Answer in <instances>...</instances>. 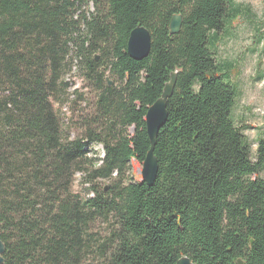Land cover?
I'll use <instances>...</instances> for the list:
<instances>
[{"label":"trees","instance_id":"16d2710c","mask_svg":"<svg viewBox=\"0 0 264 264\" xmlns=\"http://www.w3.org/2000/svg\"><path fill=\"white\" fill-rule=\"evenodd\" d=\"M243 9L234 0H0V264H88L93 253L104 264H176L182 256L264 264V133L253 157L233 117L234 65L219 64L214 50ZM176 13L182 29L171 34ZM138 25L153 39L141 60L128 52ZM173 71L156 181L124 177L146 159V114ZM73 72L99 95L82 133L69 139L55 103L78 79L70 81ZM90 144L104 146L102 164L89 157ZM86 167L87 182L119 179L83 197L73 186ZM97 221L106 234L93 229Z\"/></svg>","mask_w":264,"mask_h":264},{"label":"rangeland","instance_id":"374dc122","mask_svg":"<svg viewBox=\"0 0 264 264\" xmlns=\"http://www.w3.org/2000/svg\"><path fill=\"white\" fill-rule=\"evenodd\" d=\"M234 1L244 8L243 12L219 33L214 50L219 64L227 67L234 65L231 73L238 96L233 117L239 126L244 127L243 131L251 143L255 157L259 140L264 133V0ZM89 9L98 11L95 4H90ZM94 55L98 60L102 57L106 58L101 51H97ZM105 77H111L114 84H118L116 77L109 70L105 72ZM70 78L75 82L71 85L68 96H65V101L62 104L55 103V109L62 119L65 136L73 139L82 133L83 119L94 113L99 91L93 85L94 82L83 75L76 76L73 72ZM76 88L83 93L82 99L72 97ZM129 130L134 132V127H130ZM87 150L89 157L95 158L98 165L102 164L106 155L102 144H90ZM92 168L86 167L84 172L78 171L75 176L73 190L83 197L102 191L109 192L110 186L119 179L115 173L110 179L98 177L87 182L86 173L91 172ZM141 169L142 166L139 168L135 162L124 177L128 178L134 173L135 179L140 180ZM261 175L264 177V172ZM108 228L109 226L102 221H97L93 227L102 234H106ZM88 264L104 263L97 258V253H93Z\"/></svg>","mask_w":264,"mask_h":264},{"label":"water","instance_id":"95a60500","mask_svg":"<svg viewBox=\"0 0 264 264\" xmlns=\"http://www.w3.org/2000/svg\"><path fill=\"white\" fill-rule=\"evenodd\" d=\"M183 14L176 13L173 15L170 23L171 34H177L182 29ZM152 33L144 25L135 27L128 39V52L136 60H141L147 57L152 48ZM96 59L97 56H96ZM109 84L112 85L113 81L107 77ZM177 81V71L171 73L170 80L166 83L161 97L148 108L146 114L147 132L150 138V149L143 162L141 174L142 178L149 184L153 185L156 181L159 172V160L155 154V147L157 144L158 134L160 129L168 119V99L173 95ZM253 242V241H252ZM6 251V244L0 236V262H4L3 254ZM239 264H243L242 260H238ZM176 264H197L189 256H182L178 259Z\"/></svg>","mask_w":264,"mask_h":264},{"label":"built area","instance_id":"2783aa9c","mask_svg":"<svg viewBox=\"0 0 264 264\" xmlns=\"http://www.w3.org/2000/svg\"><path fill=\"white\" fill-rule=\"evenodd\" d=\"M70 79V78H69ZM70 81H71V79H70ZM74 84V82H72V85Z\"/></svg>","mask_w":264,"mask_h":264}]
</instances>
